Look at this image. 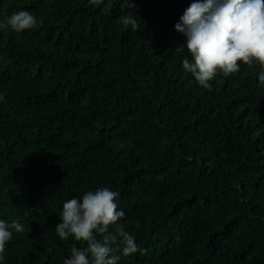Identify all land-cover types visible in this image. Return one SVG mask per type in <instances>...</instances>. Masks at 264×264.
<instances>
[{
    "label": "trees",
    "instance_id": "1",
    "mask_svg": "<svg viewBox=\"0 0 264 264\" xmlns=\"http://www.w3.org/2000/svg\"><path fill=\"white\" fill-rule=\"evenodd\" d=\"M124 2L0 0V22L36 18L0 29V220L24 228L0 264L86 247L55 228L97 188L119 193L117 225L146 249L117 264H264V66L238 61L205 88L175 29L194 0Z\"/></svg>",
    "mask_w": 264,
    "mask_h": 264
},
{
    "label": "clouds",
    "instance_id": "2",
    "mask_svg": "<svg viewBox=\"0 0 264 264\" xmlns=\"http://www.w3.org/2000/svg\"><path fill=\"white\" fill-rule=\"evenodd\" d=\"M90 3L100 4L102 0H90ZM125 6L131 8L134 4L125 0L122 7ZM118 22L135 32L141 28L138 16L122 15ZM35 25L36 18L21 10L5 17L0 29L22 32ZM175 29L186 37L184 44L192 57L191 62L182 61L183 69L205 88L211 87L209 81L218 70L225 76L238 72V61L249 65L255 61L264 66V0H194ZM259 79L264 82V75ZM118 196L116 191L97 188L94 192L87 191L82 199L63 202L56 235L61 240L71 236L74 241L87 244L86 247L73 244L71 257H64L63 264H117L121 256L146 253L123 225H117L125 215L123 210H117ZM110 225H117L116 234L109 231ZM14 231H24L21 223L0 220V254L5 252L6 242ZM96 234L102 235V241L96 239Z\"/></svg>",
    "mask_w": 264,
    "mask_h": 264
}]
</instances>
